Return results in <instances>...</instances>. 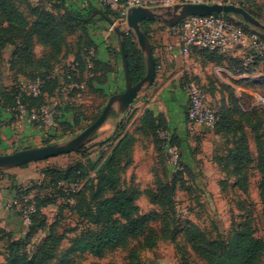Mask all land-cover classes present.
<instances>
[{
	"label": "rangeland",
	"instance_id": "rangeland-1",
	"mask_svg": "<svg viewBox=\"0 0 264 264\" xmlns=\"http://www.w3.org/2000/svg\"><path fill=\"white\" fill-rule=\"evenodd\" d=\"M250 1L262 7L260 21L264 23V0ZM93 5L97 9L101 7L99 0ZM68 10L83 16L87 13L86 9ZM62 13L64 11H57V17L60 18ZM227 17L232 23L242 21L237 15L227 14ZM111 19L113 24L96 15L91 18L90 25L74 23L75 28L71 33L60 26L59 32L63 35V41L60 42L59 59L58 55H54L53 45L34 40L32 54L34 61L45 60L49 55L48 63L50 59H54L49 78L57 79L53 91L43 97L41 109L35 120L29 119L28 113L17 112L16 108L2 107V100L6 98L4 92L6 87L20 86L27 82L29 78L23 75L37 72L39 66L28 65L25 61L18 60L12 64V58H16L12 57L15 51L13 45L6 44L0 50V154L63 143L74 138L101 113L111 95L125 89L124 76L120 86H115L111 81L105 82L104 91L100 88L93 89L89 86V79L95 76L85 71L84 62L86 61L87 67H91V58L96 55L94 27L99 22L105 24L101 30L112 35V40L104 42L110 54V74L116 71L119 74L123 72L119 41L113 28L119 26L124 29L125 26L122 25L119 16L112 14ZM1 25L3 23L0 22ZM143 28L147 33L153 57H158L169 42L171 34L168 25L162 21H149ZM129 33L138 48L134 34L131 30ZM91 38L94 43L90 42ZM18 42L17 40L15 44ZM79 48L84 62L74 58L73 54ZM131 57L132 62L136 63V57L134 55ZM161 65L162 68L151 85L143 87L124 112L112 111L79 152L27 163L28 166L22 169L32 167L37 176L20 175L22 183L19 185L14 184V176L8 172L9 169L0 170V179L10 181L13 189L18 186L20 189H26L39 184L44 170L46 173L49 170L60 172L79 165L84 166L85 172L88 171L92 178L94 177L92 164L110 152L125 135L127 142L120 147L116 159L120 191L133 194L137 216L149 214L160 218L167 216L166 224L162 227L163 236L156 239L152 248L137 249V240H131L123 248L108 252L103 257H95L89 253L69 250L75 238L89 229H94L95 225L78 216L69 207L68 209L62 207L69 198L48 205L43 209L46 219L42 225L47 232L52 230L55 236L60 238L49 264H206L194 253L181 233L172 238L176 227L188 221L196 225L207 239L222 240L228 244L234 236L235 229L246 216L247 210L255 219L258 229L256 236L264 235L260 218L263 202L258 188L256 135L238 115L239 111L248 114L256 124L258 134L264 138V83L260 80L264 77L263 64L257 65L250 72L243 63L241 53L192 50L176 61L163 60ZM144 73L145 67L135 71V75L141 77ZM189 80L197 81L204 89L217 117L225 116L236 121L230 123L229 130H210L187 118L184 99L186 83ZM90 83L92 86L98 85L96 80ZM146 110L152 113L158 125L153 132L141 125V118ZM170 147H175V150L170 152ZM243 149L250 153L251 158V163L245 171V186H242L232 174L231 164V159ZM174 152L177 158H174ZM47 179L53 186L57 178L47 175L46 182ZM85 179L87 181V178ZM86 181L70 180L57 183L56 186L61 189L63 186L66 195L73 198L69 205H74L72 194L79 191L84 184L87 188L85 191L87 201L90 202L88 188L91 181ZM163 184L172 188L167 196L172 205L171 210L160 207L154 200L155 189ZM44 194L49 198L57 196V188L50 186L43 188L40 195ZM107 196L109 194L105 195ZM17 199L19 200L16 205L33 207L30 204L31 196L27 198V202L19 196ZM10 203L13 206L15 202ZM90 204L93 206L95 202ZM243 205L245 209L241 208ZM12 208L21 223L27 218L30 224L29 214L33 211L25 216L16 207ZM118 219L121 223L127 222L125 219ZM154 221L153 227L159 224L157 220ZM43 236L44 232L33 235L27 248L34 249ZM6 245V237L4 233H0V263L4 261ZM132 249L137 253V259L133 263L129 260V252ZM259 264H264V259H261Z\"/></svg>",
	"mask_w": 264,
	"mask_h": 264
},
{
	"label": "trees",
	"instance_id": "trees-1",
	"mask_svg": "<svg viewBox=\"0 0 264 264\" xmlns=\"http://www.w3.org/2000/svg\"><path fill=\"white\" fill-rule=\"evenodd\" d=\"M64 4V0L63 4L61 0H42L35 4H32L28 0H0V22L3 23V25L0 26V50L6 44L15 46L12 57L16 58H12V64L16 63L18 60L25 61L28 65L39 66L37 72L23 76L28 77L30 81L40 78L44 82L41 87V92L36 97L24 92L21 89V85L6 87L4 89L6 98L2 100V107H9L10 109L16 108L17 97H19V102L25 108H38L43 103V97L47 93L52 92L57 85L56 78H49L54 59H50L51 61L49 63L47 62L49 55L45 60L38 59L35 62L33 59L32 54L35 39L53 45L54 55H58L57 58L59 59L60 42L63 41V35L59 32L60 26L67 29L68 33H71L75 28V24L81 23L90 25L92 23V21H90L91 19L85 22L79 18L88 17L93 10H98L101 14H99L100 18L103 20H106L105 17L112 20V14L119 16V10L117 9H110L104 6L97 9L92 5L89 6L86 15L83 16L71 12ZM237 5L244 8L256 19H261L262 7L256 5V3L250 0H238ZM65 9H67L70 14L66 13ZM59 10L64 11L60 18L56 15V12ZM223 17L231 21L228 19L227 14H223ZM146 22L149 21H142L140 26L147 36L143 28ZM235 24L240 25L246 31L255 30L242 21H236ZM260 35L264 39V35ZM17 40L19 42L15 44ZM90 42L94 43L92 38ZM123 43L126 51L130 80L132 83H136L141 76L135 75V71L140 67L143 69L144 61L130 33L124 34ZM192 50L217 53V51L197 48L191 49L190 52ZM79 51H81V48H79V50L77 49V52L73 54L74 58L83 61L84 58ZM119 55H121L120 51ZM132 55L136 57V63L132 62ZM154 60L155 65L160 61L157 57H154ZM109 61L110 60H101L97 58L96 55L91 58V67H87L86 61H83L86 66L85 71L95 76L89 79V86L93 89L98 90V88H100L104 91L103 86L105 82H107V76L111 72V63ZM261 63L264 69V55L255 57L253 61L247 65V69L249 68L250 72H252V70ZM158 74L159 72H156L155 76ZM93 80H96L97 86L91 85L90 82ZM260 80L264 83V77H261ZM190 81L195 80L187 81L186 87ZM195 82L198 83L197 81ZM238 115L245 124L252 128V131L256 135V146L258 148L256 168L259 171L258 188L263 202V211L260 218L261 228L264 232V138L258 134L256 124L252 122L248 114L239 111ZM65 122H67V120ZM232 122L235 123L236 121H232L229 117L225 116L222 118L217 117L216 125L213 130L227 131L230 129L229 126ZM238 122L237 120V124ZM141 125L152 132L158 128L156 120L149 110L144 112L141 118ZM126 142L127 139H125L124 135L118 140L110 152L102 155L92 164V168H94V177L92 178L88 174V171L85 172V167L79 165L60 172L49 170L46 173L44 170L42 172L43 178L39 184L26 189H20V186L15 187V189L17 188L16 195L18 196L31 195L33 192L30 204L33 205L34 210L29 214L30 224L26 232L19 238H15L11 233L0 230V233H4L7 239L4 254L5 258L0 264H49L54 257L60 238L55 236L52 230L47 232L44 229L42 222L46 217L43 213V209L48 205L57 204L60 201L63 202L68 198V202L64 203L62 207L64 209H68L69 207V209L78 214V216L95 225L94 229L87 230L80 237L73 240L69 248L72 252L89 253L95 257H103L108 252L127 246L131 240H137V249L152 248L156 239L159 236H163L164 229L162 227L166 224L165 217L167 216L164 215L163 218L150 214L137 216L133 194L120 191L116 159L118 158L120 147ZM79 151L80 150L77 152ZM250 163V153L246 149L238 151L231 159L233 168L232 174L237 177V181L242 184V186L246 184L244 181L246 179L245 171L248 169ZM47 175L57 178L53 186L48 183V179L46 182ZM85 178H87V181H91V185L88 188L90 193L89 201L95 202V204L91 206L90 202L87 201L85 193L87 188L84 184L79 191L72 194L75 204L69 205V202H73V198H71L70 195H66V192L63 191V186L62 189L56 186L57 183L69 182L70 180L81 182L83 180L86 181ZM49 186L57 188V196L49 198L45 194L40 195L42 189L48 188ZM171 190L172 188L168 187L167 184L160 185L155 189L154 200L160 207L167 208L168 210L172 209L171 202L167 199ZM107 194H109V196L105 197ZM241 208L245 209V206ZM245 214L246 216H244L241 223L235 229L234 236L228 244L222 240L207 239L196 225L188 221L184 225L176 227L175 232L172 234V238H175L181 233L194 253L200 256L206 264H259L260 260L264 259V235L262 237L256 236V231H258V229L255 225V219L248 210ZM118 218L125 219L127 222L121 223ZM154 220H157L160 225L157 224V226L153 227ZM38 232H44V236L38 241L34 249H28L30 238ZM136 259L137 253L132 249L131 252H129V260L133 263Z\"/></svg>",
	"mask_w": 264,
	"mask_h": 264
},
{
	"label": "built area",
	"instance_id": "built-area-1",
	"mask_svg": "<svg viewBox=\"0 0 264 264\" xmlns=\"http://www.w3.org/2000/svg\"><path fill=\"white\" fill-rule=\"evenodd\" d=\"M238 0H99L100 6L110 9L119 10V19L122 25L125 26L124 33L128 34L130 30L126 27V12L129 7H155L169 6L174 4H235ZM170 37L174 38L175 42L169 43L163 49V52L157 57L160 61L155 65V72L161 70L162 54L167 53L171 58L188 55L191 49H204L208 51H217L219 53H227L230 49H235L243 54L244 65H249L257 56L264 55V39L261 33L257 30L246 31L240 25H236L225 19L223 14L211 13L206 15H191L182 19L175 25H168ZM92 52V50H91ZM88 66H90L88 64ZM43 80L36 78L28 80L21 84V89L28 95L36 97L41 92ZM187 99V118L202 125L210 130H213L216 125L217 117L212 106L209 103L208 97L204 89L195 81H190L186 87ZM41 107L25 108L17 97V112L28 113L29 119H37V114ZM175 147H170L169 151L173 152ZM174 158L177 154L174 152ZM23 199L27 202V196ZM17 204V203H16ZM25 216L33 207L26 208V205H16ZM26 221L28 219L26 218Z\"/></svg>",
	"mask_w": 264,
	"mask_h": 264
},
{
	"label": "water",
	"instance_id": "water-1",
	"mask_svg": "<svg viewBox=\"0 0 264 264\" xmlns=\"http://www.w3.org/2000/svg\"><path fill=\"white\" fill-rule=\"evenodd\" d=\"M61 3L63 4V0H61ZM65 12L70 14L67 9H65ZM211 13L237 15L241 17L245 24H248L253 29L264 35V23L253 17L244 8L235 4L184 3L169 6L129 7L125 17L126 26L134 34L138 48L141 52L145 67L144 75L136 83L131 82L128 71L126 51L123 43L125 34L124 29L120 28L119 26H115L113 31L117 35L119 41L125 89L122 92L111 95L99 116L74 138L63 143H53L39 147L24 148L21 150H16L12 153L0 154V170L9 169L33 161L44 160L60 154H66L80 150L91 139L93 134L104 123L112 111H116L118 113L124 112L133 102L137 93L141 91L143 87L151 85L156 74L155 60L150 42L141 29L140 23L142 21H162L167 25H175L187 16L206 15ZM99 14L100 12L98 10H93L88 17L79 19L87 22L92 17ZM105 19L110 24H113L112 20L106 17Z\"/></svg>",
	"mask_w": 264,
	"mask_h": 264
},
{
	"label": "crops",
	"instance_id": "crops-1",
	"mask_svg": "<svg viewBox=\"0 0 264 264\" xmlns=\"http://www.w3.org/2000/svg\"><path fill=\"white\" fill-rule=\"evenodd\" d=\"M32 4L38 3L42 0H28ZM65 6L69 9H74L78 11H88L89 6H94L93 4L95 2H98V0H64ZM105 24L97 23V25L94 27V38L97 43V51H96V57L101 60H110V54L108 53V50L106 49V45L104 44L105 41L112 40V35L108 31H102L101 27H104ZM175 42L174 38L169 36V43ZM229 54H236L240 53L236 51L235 49H230L227 51ZM181 57V56H180ZM171 58L167 53L162 54V60H168L170 62L176 61V59L180 58ZM114 75V77L112 76ZM123 80V72L119 74L118 71L114 74H109L107 76V82L113 81L115 83V86H120L121 81ZM184 104L187 108V99H184ZM28 166L22 165V166H16L9 168V173L14 176V184H21L20 181V175H35L36 173L32 171V167H29L28 169H22L24 167ZM30 166V165H29ZM10 181L7 179H0V230H3L5 232L11 233L15 238H19L22 233L24 234L28 228V221H23L21 223L19 216L15 213L14 209L12 207H15L16 202L19 200L18 195H16V190L13 189L10 185ZM26 184V183H23ZM17 196V197H16ZM24 196V195H23ZM22 195L19 196V198H23ZM27 198H30L31 195H26ZM17 199V200H16ZM10 202H15L13 206H11ZM26 225V227H25ZM1 256V254H0Z\"/></svg>",
	"mask_w": 264,
	"mask_h": 264
}]
</instances>
